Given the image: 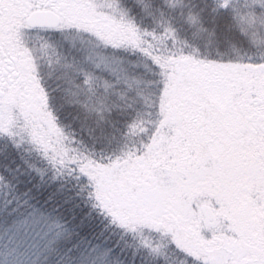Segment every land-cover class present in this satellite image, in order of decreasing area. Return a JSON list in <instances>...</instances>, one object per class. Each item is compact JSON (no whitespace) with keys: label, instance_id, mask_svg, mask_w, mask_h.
<instances>
[{"label":"snow or ice","instance_id":"snow-or-ice-1","mask_svg":"<svg viewBox=\"0 0 264 264\" xmlns=\"http://www.w3.org/2000/svg\"><path fill=\"white\" fill-rule=\"evenodd\" d=\"M0 264H264V0H0Z\"/></svg>","mask_w":264,"mask_h":264},{"label":"trees","instance_id":"trees-1","mask_svg":"<svg viewBox=\"0 0 264 264\" xmlns=\"http://www.w3.org/2000/svg\"><path fill=\"white\" fill-rule=\"evenodd\" d=\"M109 2L115 4L116 0H109ZM113 11H118V9L114 7ZM206 39H207L206 37L194 38L190 34L185 36L183 33H180L175 43H177V45L179 44L191 45L192 46L191 50L198 51L201 48H203V46L206 44Z\"/></svg>","mask_w":264,"mask_h":264},{"label":"rangeland","instance_id":"rangeland-1","mask_svg":"<svg viewBox=\"0 0 264 264\" xmlns=\"http://www.w3.org/2000/svg\"><path fill=\"white\" fill-rule=\"evenodd\" d=\"M36 43H37V45H41V44L43 43V41L37 40ZM42 51H44L45 54H47L45 49H42ZM247 83H248V81H247L245 78L240 77V78H237V80H236V82H235V84H234V87H235L237 90H239V88H240L241 86H246Z\"/></svg>","mask_w":264,"mask_h":264}]
</instances>
